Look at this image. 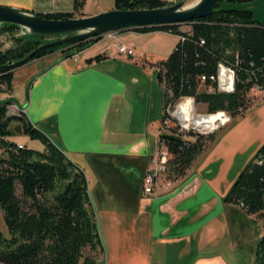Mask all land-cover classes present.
I'll list each match as a JSON object with an SVG mask.
<instances>
[{
	"label": "crops",
	"instance_id": "crops-1",
	"mask_svg": "<svg viewBox=\"0 0 264 264\" xmlns=\"http://www.w3.org/2000/svg\"><path fill=\"white\" fill-rule=\"evenodd\" d=\"M96 1L92 12H85L83 6L82 16L114 8V0ZM0 5L39 14L73 10V0H0ZM237 7L250 10L255 20L264 23V0ZM96 39L67 58L58 60L56 53L33 59L27 63L32 71L26 77L13 72L16 98H11L10 105L22 108L31 123L84 170L103 245L101 264L250 261L256 241L264 235V217L248 214L222 198L264 142V136L259 137L262 131L247 132V138L236 139L237 147L228 152L222 145L231 129L219 136L216 132L182 177L171 180L170 186L164 185L162 177L154 193L144 196L142 179L159 146V126L148 119L146 106L136 107V78L127 64L152 68L168 56L178 36L129 28ZM120 44L134 55L118 53ZM99 54L103 57L94 60ZM1 95L0 101L8 97ZM262 104L263 96L258 106ZM27 138L12 139L28 146ZM245 237L248 241L251 237L250 244H245Z\"/></svg>",
	"mask_w": 264,
	"mask_h": 264
},
{
	"label": "trees",
	"instance_id": "trees-1",
	"mask_svg": "<svg viewBox=\"0 0 264 264\" xmlns=\"http://www.w3.org/2000/svg\"><path fill=\"white\" fill-rule=\"evenodd\" d=\"M84 1L73 0L71 12L41 16L49 19L82 16ZM249 1L221 0L204 18L135 28L141 32L162 30L180 36L168 56L153 64L164 94L163 108L182 96H192L196 103L205 104L208 113L225 111L231 117L249 107V90L254 85L264 87V23L255 20L248 9L222 6V3ZM164 5V0H114L116 9ZM183 24L189 29L182 30ZM15 26L4 23L1 29ZM42 37H15L14 45L0 53V65L23 58L46 42ZM96 40L94 36L47 47L32 59L65 47L68 48L58 60L67 58ZM101 57L99 54L93 59ZM219 63L234 70L232 92L216 90L215 83L209 79ZM12 76L13 71L0 70V84L10 89ZM202 76L206 77L204 83L200 81ZM10 102L9 99L0 102V209L9 234L6 237L0 230V263L101 264L97 255L103 252V245L84 170L34 126L22 110L8 114ZM15 135L39 140L43 150L26 145L19 147L12 139ZM213 135L189 132L186 138L176 127L160 131L158 144L169 155L166 179L182 177ZM222 199L240 205L248 214L264 217V142L238 172ZM252 264H264V235L256 242Z\"/></svg>",
	"mask_w": 264,
	"mask_h": 264
},
{
	"label": "rangeland",
	"instance_id": "rangeland-1",
	"mask_svg": "<svg viewBox=\"0 0 264 264\" xmlns=\"http://www.w3.org/2000/svg\"><path fill=\"white\" fill-rule=\"evenodd\" d=\"M107 1L110 2L111 0H102L101 2L106 3ZM164 1L166 2V5H164V6L172 5V4L178 3V2H182L183 7H188V6H191L194 3H196L198 0H169V1L164 0ZM96 2H97L96 0H85L84 1V5H85L84 11L85 12L94 11L96 8V4H97ZM238 5H242V3H229V4L228 3H222L223 7H227V6L237 7ZM6 6H8V5H6ZM237 8H239V7H237ZM3 24L4 23H0V31H4V32H0V49L2 50V52L5 49L14 45V38L15 37H28V38H36L37 37V35L27 34L26 32L29 30H27L26 28H24L22 26H18V25L11 28V29L3 30V29H1ZM181 29L182 30H188L189 26L187 24H183ZM113 32H115V31H113ZM113 32H109V33H113ZM62 36L63 35H44V37H42V39L44 41L48 42V41L60 38ZM51 47H53V46H51ZM67 48L68 47H65L62 49L66 50ZM60 51L62 52L63 50L59 49V50H57L51 54L55 55L57 53L55 56L54 55L53 56L57 57L59 55L58 57H60V55H61ZM48 55H50V54H48ZM162 59L163 58H160V59H158V61H161ZM127 67H129V69H131L130 70L131 75L134 78H136V82L133 83V88H134L133 98L136 99V103H135L136 107L138 109H141L143 106H144V108L146 106L148 119H154L158 123V126H160V120L162 119L163 114H164V108H163L164 94H163V90H162L161 86L159 85V83L157 81V68H156V66L152 65V68L150 66L149 68L145 69V68H143L142 65H139V64L136 65L135 63H128ZM12 71L18 73L19 75H22L23 77H26L28 74L31 73L32 66L30 67V64L26 63L22 66L15 68ZM262 89H264V87ZM262 89L253 88V89L249 90V92L247 94V96L250 100L249 107L245 111H243L241 114L236 115V117H238L239 121H233L236 119L235 116H233V117H230L229 121L222 124V126L217 127L218 126L217 125L216 126L217 128L214 127L216 129H214L213 126L203 127V128H207V129H214V130H205L202 133L201 132L200 133L203 135H209L210 133L215 134L217 132V134L219 136L220 133L228 131L231 129V132L228 133L227 137H225V141L223 142V145H222V147H225L228 149L226 152L230 151L233 147L235 149V147H237L235 145L236 139H237V142H239L242 138L246 139L247 138L246 133L253 131L252 129H254L256 131L260 130V132L262 131V133L260 134L259 137L264 136V104L258 106V104L262 101V96L264 97V90L261 91ZM8 90L9 89H7L5 84H0V96H2L1 94H3V97L8 96L6 98H3L0 102H3V100H6V99L11 100V98H16L14 96L15 95L14 88L11 85H10V90L9 91ZM20 92H22V96H23L24 95V89L20 90ZM141 92L143 94H141ZM142 96L144 97L143 99L141 98ZM195 106H196V112L197 113H199V114L207 113L205 104L196 103ZM8 109H11V110H9V113H15V111H16V109L11 107L10 103L8 105ZM143 117L144 118L146 117L145 114H143ZM241 118H243V119H241ZM222 119H223V117H221V119H219V121H221ZM14 124H15V121H12L11 125H14ZM17 136H19V135H15V136H13V138H15ZM28 138H27L28 147L35 148L37 150H43V144L39 140L30 139V138L28 139ZM186 138H189V137L187 136ZM208 142L209 141H207L206 144ZM152 147H154L156 149L157 144H152ZM222 179H223V177H222ZM225 180H226V176L224 177L223 181H225ZM18 192H19V188H18ZM253 229H256V231H257L258 226H255ZM0 230L2 231L4 236L7 237L9 235L8 231L6 229V226L4 224L1 209H0ZM249 231H250V229H249ZM255 237H256V235H254V237H253L254 238L253 242H255ZM251 240H252L251 237L249 238V241L245 237V239L243 241L245 242V244H246V242H249L248 244H250ZM255 246H256V243H255ZM242 255L245 256L243 258L248 259L247 254H242ZM252 256L253 255H251L249 257L250 261H248L247 263L243 259V261H240L239 264H252L253 263V257ZM102 257H103V253H99L97 255L98 260L102 259ZM0 264H4V263H0Z\"/></svg>",
	"mask_w": 264,
	"mask_h": 264
},
{
	"label": "water",
	"instance_id": "water-1",
	"mask_svg": "<svg viewBox=\"0 0 264 264\" xmlns=\"http://www.w3.org/2000/svg\"><path fill=\"white\" fill-rule=\"evenodd\" d=\"M221 0H198L191 6L183 7L182 2L158 8L110 9L92 15L67 19H49L42 14L21 8L0 5V23L16 24L26 28L32 35H63L60 38L38 45L23 58L0 65V70L12 71L32 60L40 50L71 42L77 39L142 26H156L175 22H186L204 18ZM64 50V49H61ZM61 52V51H60ZM0 53L2 50L0 49Z\"/></svg>",
	"mask_w": 264,
	"mask_h": 264
},
{
	"label": "built area",
	"instance_id": "built-area-1",
	"mask_svg": "<svg viewBox=\"0 0 264 264\" xmlns=\"http://www.w3.org/2000/svg\"><path fill=\"white\" fill-rule=\"evenodd\" d=\"M179 38L180 36H178V39ZM117 51L118 53H123L127 56L134 55L133 50L125 44L117 45ZM209 79L215 83L216 90L218 91L229 93L234 90L235 75L233 68H231L230 66L219 63L216 73L209 76ZM205 80V76H202L200 79L201 83H204ZM253 88L262 89L263 87H261L260 85H254L251 89ZM208 89L210 90L212 89V87L209 86ZM195 105L196 102L194 101V98L192 96H182L174 102L166 104V106L164 107L163 117L160 120L159 132L168 131L169 128L176 127L177 130L183 133L186 137V134L189 132L201 134L205 130H214L230 120L231 116L225 111L199 114L196 112ZM13 108L16 109L15 113L18 110L23 111V109L18 108L17 106H13ZM9 110L11 109H8V114H14L9 113ZM221 113H223L221 117H223L224 119L221 120V124H219L214 129L203 128L201 125L193 123V120L197 117H207L209 115ZM221 117L219 119H221ZM18 146L23 147V144L18 143ZM168 157L169 155L166 149L159 144L155 155L150 160L152 166L146 171L142 179V193L144 196H149L154 193L162 177H164L163 183L165 186L171 185V180L166 179L165 177Z\"/></svg>",
	"mask_w": 264,
	"mask_h": 264
},
{
	"label": "bare ground",
	"instance_id": "bare-ground-1",
	"mask_svg": "<svg viewBox=\"0 0 264 264\" xmlns=\"http://www.w3.org/2000/svg\"><path fill=\"white\" fill-rule=\"evenodd\" d=\"M220 117H221V114H213V115H209L207 117H204V116L197 117L193 120V123L197 124V125H201L202 127L213 126V128H214L217 125L221 124V121H219Z\"/></svg>",
	"mask_w": 264,
	"mask_h": 264
},
{
	"label": "clouds",
	"instance_id": "clouds-1",
	"mask_svg": "<svg viewBox=\"0 0 264 264\" xmlns=\"http://www.w3.org/2000/svg\"><path fill=\"white\" fill-rule=\"evenodd\" d=\"M221 115H223V113H221ZM226 119H227V117H226Z\"/></svg>",
	"mask_w": 264,
	"mask_h": 264
}]
</instances>
